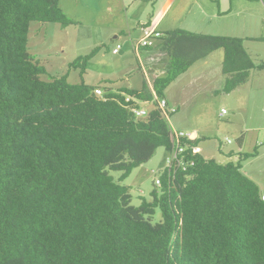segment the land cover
<instances>
[{
  "label": "trees",
  "instance_id": "1",
  "mask_svg": "<svg viewBox=\"0 0 264 264\" xmlns=\"http://www.w3.org/2000/svg\"><path fill=\"white\" fill-rule=\"evenodd\" d=\"M35 21L73 23L57 0H0V264H264V198L241 170L256 150L219 162L186 146L178 154L186 167L162 171L137 205L121 184L158 147L172 153L158 100L193 63L222 50L225 93L264 66L244 39L161 33L164 72L140 88L104 85L100 96L98 85L69 82L34 60ZM102 46L69 67L84 72Z\"/></svg>",
  "mask_w": 264,
  "mask_h": 264
},
{
  "label": "crops",
  "instance_id": "2",
  "mask_svg": "<svg viewBox=\"0 0 264 264\" xmlns=\"http://www.w3.org/2000/svg\"><path fill=\"white\" fill-rule=\"evenodd\" d=\"M57 2L62 11L66 9L76 12L77 15L81 12L92 19L94 30L80 33L86 49L97 44L108 47L106 49V46H102L96 54L97 59L105 62L106 55L111 54L108 64L114 69L109 74L97 75L98 86L102 84L112 88L123 86L140 88L145 81L151 83L154 77L164 72L167 54L157 46L158 40L155 39L153 47L150 48L137 45L143 26L155 27L161 33L181 28L195 33L236 36L244 39V45L255 41L264 43V0H57ZM77 18L79 19V15ZM117 44H120V48L117 53H113L111 50ZM217 52L223 57V51L216 50L199 62L206 64L209 57L212 58ZM251 57L255 63L264 64V60L257 62L253 53ZM221 62L222 58L219 59L218 67L220 66V71L226 78ZM196 63L189 69L191 70ZM56 66L58 64L50 62L51 70ZM205 75L204 69L197 70L192 83ZM87 81L85 82L90 84ZM263 86L264 66L252 68L247 80L227 93L209 86V92L216 97L224 93L226 96L235 94L231 109L222 102L218 105L215 117L222 121L215 125L202 110H193V115L188 117L186 110H182L187 101L173 94L172 102L165 92L168 106L176 108L167 118V121L169 119L172 121L171 124L168 122L170 127L189 134L190 140L195 141V147L204 157L215 159V151L218 150L223 162L237 161L242 156L240 154L256 150L252 156L241 162V170L255 181L262 195L264 170L258 161L264 155ZM251 88H254L252 92H261L257 94L259 99L254 97L256 93L251 95V99L250 94L247 95L245 90ZM213 102L218 104L217 101ZM208 104L209 100L201 102V107L205 110ZM222 108L226 109L224 115L219 114ZM220 135L221 140L218 139Z\"/></svg>",
  "mask_w": 264,
  "mask_h": 264
},
{
  "label": "rangeland",
  "instance_id": "3",
  "mask_svg": "<svg viewBox=\"0 0 264 264\" xmlns=\"http://www.w3.org/2000/svg\"><path fill=\"white\" fill-rule=\"evenodd\" d=\"M63 13L65 14L66 18L72 20L73 23L62 25L57 22H31L28 34L29 50L34 57V60H38L39 58L40 63L45 66L48 72H51L50 74H67V80L69 82L76 83L89 80L87 82H89L91 85H97L99 83V77H97V75H106L113 72L114 68L112 69V67L108 64V60L111 58V54L106 55V57L104 58L105 62L98 61L96 54L92 55L87 61V67L84 72H81V68L79 67H69L68 64L70 62L74 61L75 59L79 61L78 57L89 54L92 49L98 47L100 44L94 46L90 45L86 49L83 45V39L80 36V33L82 32L85 33L86 31L94 30L92 19L87 18V15L81 12L78 14L79 19L77 18L78 15L76 14V12H70L65 9ZM39 24L41 25L38 26ZM244 46L248 54L250 53L252 56L253 53V56L255 57L254 59L257 62H263L264 59L262 58L264 57V43L255 41L247 43V45L245 44ZM218 53L219 52H217L212 58H210V56L206 64L199 61H197V63L195 62L196 64L191 67V70L189 69L190 71L188 70L185 74H181L180 76H178V78L171 82V84L165 91L167 97L172 102L174 96H178L182 100L187 101V103L182 106V110H186L188 117L190 115H193V110H202V112H205L208 118L210 117L214 125L215 123H219L220 121H222L215 117V114L219 109L218 105H220V103L222 102L225 104V106L231 109V106L233 105L235 99V97H233L235 96V94L226 96L224 95V93L216 97L214 96V94L209 92V86H213L221 92L222 87L225 83V76L220 71V66L218 67V64L220 65V58H222L221 63L223 67V57L222 54L221 56H219ZM50 59L53 61H47ZM50 62H53L54 65L58 64V66L54 67L51 70ZM80 62L81 60L79 61V63ZM201 69H204L206 75L199 78L195 83H192L196 71ZM42 78H48V76L46 75L45 77L42 75ZM190 83H192L193 85L191 86ZM196 85L200 86V88ZM100 86L96 87L101 89V95H103V85L100 84ZM263 88L264 86L262 87V89ZM253 90L254 88H251L245 90V92L248 96L250 94V99L252 98L251 95L254 93H256L254 97L259 99V96L257 94H261V92H252ZM180 98H176V100H179ZM207 100H209V104L206 105L207 107L204 110L203 107H201V102H206ZM213 100L217 101L218 104H215ZM208 107H210V109ZM169 120L168 122L171 124L172 121L171 119ZM221 138L222 135L218 136L219 140H221ZM166 157L167 153L164 151V149L162 147H158L153 156L147 162L134 168L133 171L121 182V184L129 187L130 193L132 195V203L134 205L139 204L142 197H145L146 199L150 198V192L155 187L154 181L157 177H159L163 166L166 164ZM214 157L218 161L223 162V158L220 157L218 150L215 151ZM258 163H261L260 166L264 170V155L260 157ZM110 173L114 178H118V176H120L121 174V172L118 170L110 171ZM159 215L160 214L157 213L155 215V219H158Z\"/></svg>",
  "mask_w": 264,
  "mask_h": 264
},
{
  "label": "built area",
  "instance_id": "4",
  "mask_svg": "<svg viewBox=\"0 0 264 264\" xmlns=\"http://www.w3.org/2000/svg\"><path fill=\"white\" fill-rule=\"evenodd\" d=\"M141 32L142 35L138 39L137 45L142 47L152 46L154 44V40L161 36V32L152 26H143L141 28ZM119 48H120L119 44L115 45V47L112 49V52L117 53ZM94 91L99 95L102 94L100 88H95ZM125 99L126 101H129L130 97L126 96ZM158 107L161 109L162 114L165 116V118H168L169 114L176 110L175 107H169L164 98L158 100ZM132 111L137 116H142L146 114V109L144 107H140V108L132 107ZM225 113H226V109L222 108L219 114L224 115ZM183 137H186L187 139L190 140V135L187 134L185 131L176 130L170 127V139L172 146L174 148L172 149V153L167 155L166 164L163 166L162 171L166 169L169 172L171 169L172 170L173 169L175 170L176 168L184 169L186 167L184 160L181 157H178V154L183 152L186 149V146H189L192 152L194 153L198 152L197 148L193 144L190 143H186L185 145L181 144L180 141ZM154 182L156 185H160L161 180L159 177H157ZM262 198H264L263 195Z\"/></svg>",
  "mask_w": 264,
  "mask_h": 264
},
{
  "label": "clouds",
  "instance_id": "5",
  "mask_svg": "<svg viewBox=\"0 0 264 264\" xmlns=\"http://www.w3.org/2000/svg\"><path fill=\"white\" fill-rule=\"evenodd\" d=\"M120 45V44H119ZM142 47V46H141ZM96 88H98V87H96ZM100 96H102V95H100ZM167 119V118H166Z\"/></svg>",
  "mask_w": 264,
  "mask_h": 264
}]
</instances>
